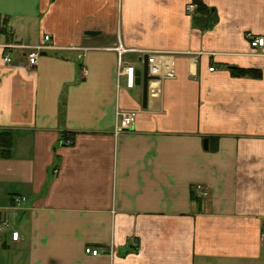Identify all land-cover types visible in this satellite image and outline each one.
Wrapping results in <instances>:
<instances>
[{
  "label": "crops",
  "instance_id": "obj_1",
  "mask_svg": "<svg viewBox=\"0 0 264 264\" xmlns=\"http://www.w3.org/2000/svg\"><path fill=\"white\" fill-rule=\"evenodd\" d=\"M193 1L0 0V219L19 235L0 264H264V46L247 39H264V0H201L207 28ZM43 36L55 49L34 68L3 63ZM117 39L135 72L148 53L173 69L144 109ZM118 111L136 123L115 136Z\"/></svg>",
  "mask_w": 264,
  "mask_h": 264
},
{
  "label": "built area",
  "instance_id": "obj_2",
  "mask_svg": "<svg viewBox=\"0 0 264 264\" xmlns=\"http://www.w3.org/2000/svg\"><path fill=\"white\" fill-rule=\"evenodd\" d=\"M196 5L188 4L185 7L186 14L190 17H193L196 12ZM247 39L250 42V47L253 49L262 48L264 46V39L263 38H253L251 36H247ZM5 50V54L3 57V63L7 66L11 67H21L26 69H32L37 65L38 59L42 54L47 52L53 51L55 48L52 44V39L50 36H43L42 41L40 44L35 46H29L25 44H14L8 43L3 46ZM116 55V76L117 78H124L125 81V88L127 90H132L135 87V69L133 66L126 65L124 62V56L127 53H130L131 50L125 48V46L121 43L119 39H117L115 45L110 49ZM18 51L20 52V56L22 59L21 63H13L12 59V52ZM146 58L148 59L149 68L147 69V74L153 81H158L159 71L160 69H164L165 74L164 77L166 79H173L174 73L173 69L170 66H164L163 64L159 63L160 60L164 59L163 56H159L153 53L146 54ZM210 72L213 69L209 70ZM150 81L149 84H151ZM117 122L114 127V135L117 136L124 132H128L134 128L136 123V113L135 112H124L118 111L116 113ZM73 144V139L69 138L66 140V146L69 147ZM195 191L201 195V197H205L206 194L202 192V188L200 186L195 187ZM21 202L25 201V198H20ZM17 202V201H16ZM4 234H10V239L12 242H16L18 240V233L14 230V226L10 223V220L7 218L0 219V243H2ZM261 240L264 242V228L261 233ZM85 254L98 257L104 254V252L92 249H85Z\"/></svg>",
  "mask_w": 264,
  "mask_h": 264
},
{
  "label": "trees",
  "instance_id": "obj_3",
  "mask_svg": "<svg viewBox=\"0 0 264 264\" xmlns=\"http://www.w3.org/2000/svg\"><path fill=\"white\" fill-rule=\"evenodd\" d=\"M194 4L196 5V18H198V25H202L203 28H207L210 23L215 21L214 11L208 10L202 3L201 0H194ZM231 73L234 77H249L252 79L259 80L262 77V74L259 70L256 69H249V70H242V69H232ZM69 138H74V134L71 133H64L62 135V140L59 142L61 146H66V140ZM4 147L8 148L9 141L6 143L4 142Z\"/></svg>",
  "mask_w": 264,
  "mask_h": 264
},
{
  "label": "water",
  "instance_id": "obj_4",
  "mask_svg": "<svg viewBox=\"0 0 264 264\" xmlns=\"http://www.w3.org/2000/svg\"><path fill=\"white\" fill-rule=\"evenodd\" d=\"M86 36L94 37L99 35V33L95 32H86ZM146 58L143 61V69L139 72L135 73V85H141L142 86V107L143 109L146 107V100H147V93H148V84L150 81H153L152 78H150L147 74V65H146ZM207 140H204L203 147L204 149L207 148Z\"/></svg>",
  "mask_w": 264,
  "mask_h": 264
}]
</instances>
